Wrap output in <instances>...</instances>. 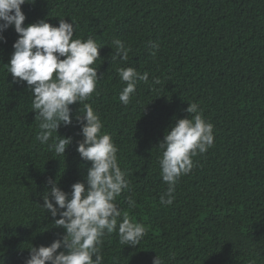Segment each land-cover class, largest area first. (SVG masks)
<instances>
[{"label": "trees", "instance_id": "trees-1", "mask_svg": "<svg viewBox=\"0 0 264 264\" xmlns=\"http://www.w3.org/2000/svg\"><path fill=\"white\" fill-rule=\"evenodd\" d=\"M22 11L25 26L40 20L58 26L65 19L74 39L91 37L103 46L92 65L97 89L84 103L99 115L127 173L130 189L116 203L146 228L135 247L121 244L118 232L105 236L103 264H153L158 256L163 264H264V0H33ZM3 35L0 264H24L31 245L48 246L66 234L43 207L49 179L70 199L72 184L87 186L92 162L77 152L84 139L76 119L84 111L80 102L70 106L73 123L53 134L71 138L65 154L36 139L41 129L31 90L14 82L6 65L19 34L11 26ZM116 39L130 49L128 60L113 59ZM120 67L149 74L128 105L119 101L126 86ZM190 102L213 125L214 145L192 157L194 167L179 179L172 205L162 206L168 185L159 144L178 119L191 118Z\"/></svg>", "mask_w": 264, "mask_h": 264}, {"label": "clouds", "instance_id": "clouds-1", "mask_svg": "<svg viewBox=\"0 0 264 264\" xmlns=\"http://www.w3.org/2000/svg\"><path fill=\"white\" fill-rule=\"evenodd\" d=\"M26 2L33 0H0V41L6 42L3 33L11 26L19 34L6 64L7 71L14 82H26L30 88L32 109L37 113L41 129L36 139L47 144L56 155L65 154L72 140L53 134L58 133L61 124L73 123L70 106L76 102L83 104V114H77L76 119L84 139L77 152L92 164L86 176L87 186L84 182L72 184L70 199L69 193L49 179L52 186L44 195L43 207L66 234L48 246L31 245L30 256L24 264H103L100 253L105 236L118 232L121 244L135 247L146 234L144 225L130 219L128 212H122L116 203L117 197L130 189L127 173L119 166L118 149L111 136L101 132L103 122L99 115L90 104L84 103L97 89L100 77L92 65L101 58L99 49L103 46L91 37L74 39L73 23L65 19H60L58 26L46 20L25 26L22 5ZM112 43L113 59L128 60L130 49L119 39ZM158 49V43L152 44L151 54L155 56ZM117 73L126 84L119 101L128 105L138 82L149 83V74H141L134 67H120ZM159 83V78L152 81L153 85ZM185 111L193 114L191 118L178 119L159 144L160 174L168 185L160 197L162 206L172 205L179 179L194 167L192 157L206 153L214 145L213 125L205 120L199 104L190 102ZM127 202L130 209L136 206L132 196L127 197ZM61 248L65 251L58 252ZM153 264H163V261L158 256Z\"/></svg>", "mask_w": 264, "mask_h": 264}]
</instances>
